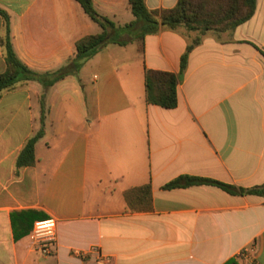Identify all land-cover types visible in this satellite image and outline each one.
Here are the masks:
<instances>
[{"label": "crops", "instance_id": "1", "mask_svg": "<svg viewBox=\"0 0 264 264\" xmlns=\"http://www.w3.org/2000/svg\"><path fill=\"white\" fill-rule=\"evenodd\" d=\"M144 1L160 11L178 0ZM92 2L117 26L134 21L128 0ZM0 9L16 55L38 73L66 65L77 41L101 32L75 0H0ZM196 38L177 107L147 104L145 71L177 74ZM114 46L50 88L33 166L16 161L40 129L42 88L21 82L0 94V264H247L237 255L250 246L264 264V195L163 188L180 176L264 186V0L233 32L161 29L143 53ZM51 218L56 243L43 256L30 232Z\"/></svg>", "mask_w": 264, "mask_h": 264}, {"label": "trees", "instance_id": "2", "mask_svg": "<svg viewBox=\"0 0 264 264\" xmlns=\"http://www.w3.org/2000/svg\"><path fill=\"white\" fill-rule=\"evenodd\" d=\"M75 1L80 5L83 12L100 27L101 32L77 41L74 56L66 65L55 71L44 73L29 69L18 58L11 42L9 16L0 9V17L4 24V36L0 43L3 47L6 64L5 71L0 74V94L4 91L13 90L21 82H36L42 88V94L39 98L40 129L26 142L20 152L16 161L17 168L33 166L36 162L35 146L44 135V122L47 114L46 95L50 88L66 77L77 75L79 69L101 49L109 44L124 47L136 43L138 51L143 53L145 37L156 34L161 29L174 31L182 27L188 32H197L200 35L207 33L221 35L233 32L254 16L257 6V0H178L175 7L171 9L150 11L147 9L144 0H128L134 21L124 26H117L96 12L92 0ZM200 42V38H196L188 44L180 58L177 74L155 70L145 71V100L147 104L168 110L177 107L178 85L183 79L190 52ZM200 185L215 186L230 195H264V186L243 189L195 176H180L163 188L169 190ZM141 189L146 190L147 194L150 192L149 185ZM134 191L136 189L128 193ZM20 215L27 218L28 213ZM19 237L20 235L15 231V239Z\"/></svg>", "mask_w": 264, "mask_h": 264}, {"label": "built area", "instance_id": "3", "mask_svg": "<svg viewBox=\"0 0 264 264\" xmlns=\"http://www.w3.org/2000/svg\"><path fill=\"white\" fill-rule=\"evenodd\" d=\"M56 226V220L52 218L37 221L33 224L30 232V239L34 244L35 249L43 256H49L53 253L56 243ZM91 251H97V249L92 248ZM255 256V248L250 246L241 250L237 255V258L247 264H255Z\"/></svg>", "mask_w": 264, "mask_h": 264}, {"label": "rangeland", "instance_id": "4", "mask_svg": "<svg viewBox=\"0 0 264 264\" xmlns=\"http://www.w3.org/2000/svg\"><path fill=\"white\" fill-rule=\"evenodd\" d=\"M108 46H109V48H118V47H115L113 44H109ZM81 68L79 69L77 75L80 74Z\"/></svg>", "mask_w": 264, "mask_h": 264}]
</instances>
